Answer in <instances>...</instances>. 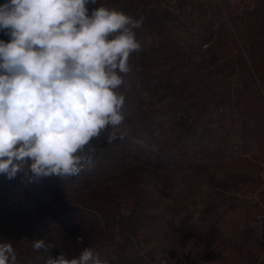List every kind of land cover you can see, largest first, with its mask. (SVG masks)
Listing matches in <instances>:
<instances>
[{
	"label": "rangeland",
	"instance_id": "1",
	"mask_svg": "<svg viewBox=\"0 0 264 264\" xmlns=\"http://www.w3.org/2000/svg\"><path fill=\"white\" fill-rule=\"evenodd\" d=\"M101 6L143 17V51L130 56L126 78V135L109 143L102 131L84 150L91 160L81 174L47 180L54 182L47 203L74 207L77 221L63 239L54 234L55 247L42 258L31 256L24 236L34 217L20 220L35 215L30 201L41 178L19 173L11 180V187L31 183L25 205L6 207L16 264L45 263L60 252L71 258L85 247L109 264H264V96L254 75L230 67L228 19L217 1L92 5ZM0 39L9 37L0 32Z\"/></svg>",
	"mask_w": 264,
	"mask_h": 264
},
{
	"label": "clouds",
	"instance_id": "2",
	"mask_svg": "<svg viewBox=\"0 0 264 264\" xmlns=\"http://www.w3.org/2000/svg\"><path fill=\"white\" fill-rule=\"evenodd\" d=\"M96 0H6L0 4V176H78L85 148L107 130L123 140V107L132 88L129 59L143 51L136 19ZM94 151L88 148V153ZM78 242H82L78 237ZM34 250H47L43 240ZM11 241L0 264H16ZM45 264H109L93 247Z\"/></svg>",
	"mask_w": 264,
	"mask_h": 264
},
{
	"label": "crops",
	"instance_id": "3",
	"mask_svg": "<svg viewBox=\"0 0 264 264\" xmlns=\"http://www.w3.org/2000/svg\"><path fill=\"white\" fill-rule=\"evenodd\" d=\"M206 14L207 17L210 16L212 19L215 18L214 11H207ZM219 21L220 20L215 21L212 24L214 30L221 24ZM228 26L229 40L230 43H232V49L230 50L232 53L230 54L232 55L231 58H233V61H230V67L232 66L231 68L235 75L240 73L243 68L246 74L250 73L254 75L255 82L258 83V90L264 96V3L258 5V7L253 10L244 12L238 18L228 20ZM216 34V32L213 33L214 38L217 36ZM237 47L240 50L239 55L245 58L244 62L238 61L237 59ZM21 177H23V175ZM47 180L49 181L50 177L41 178L39 183L35 185L34 190L37 191L32 192L30 207L35 215L30 213H25L23 215L22 212L25 209H22L20 213L23 215L20 217V220L23 223L25 222V224L31 216L34 217L33 225H31V233L24 235L28 243L43 240L45 245H50L51 238H56L54 237L56 235L63 239V230L67 227L74 226L77 221L74 207L64 206V203L60 206L63 209H57L60 208L57 207L58 204L52 205V203H50L49 205L47 203L48 194H50L48 191L51 189V186L54 187V182L49 184L50 181L48 183ZM11 184V180H8L5 176L0 178V242L11 241L12 245H14L17 238L7 233V226H10L13 221V212L9 211L3 205L4 196L10 189ZM27 206L26 209L29 208V205ZM18 212H16V214ZM72 219L74 220L72 221ZM60 227L64 228L62 229ZM48 249H51V247H48L47 250ZM53 251L54 253H59L60 249L54 248ZM44 253L43 249L39 251L32 249L31 256L42 258ZM24 256V258L27 257V255ZM34 264L45 263H41L40 260H38V263Z\"/></svg>",
	"mask_w": 264,
	"mask_h": 264
},
{
	"label": "built area",
	"instance_id": "4",
	"mask_svg": "<svg viewBox=\"0 0 264 264\" xmlns=\"http://www.w3.org/2000/svg\"><path fill=\"white\" fill-rule=\"evenodd\" d=\"M224 18L230 20L240 17L244 12L253 10L264 0H216ZM31 190L30 181L17 184L5 194L3 204L9 209L25 205Z\"/></svg>",
	"mask_w": 264,
	"mask_h": 264
},
{
	"label": "trees",
	"instance_id": "5",
	"mask_svg": "<svg viewBox=\"0 0 264 264\" xmlns=\"http://www.w3.org/2000/svg\"><path fill=\"white\" fill-rule=\"evenodd\" d=\"M5 2H6V0H0V4H3Z\"/></svg>",
	"mask_w": 264,
	"mask_h": 264
}]
</instances>
